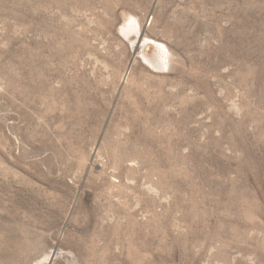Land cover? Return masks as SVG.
Returning a JSON list of instances; mask_svg holds the SVG:
<instances>
[{
    "label": "rangeland",
    "instance_id": "374dc122",
    "mask_svg": "<svg viewBox=\"0 0 264 264\" xmlns=\"http://www.w3.org/2000/svg\"><path fill=\"white\" fill-rule=\"evenodd\" d=\"M0 264H264V0H0Z\"/></svg>",
    "mask_w": 264,
    "mask_h": 264
}]
</instances>
